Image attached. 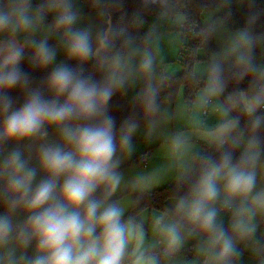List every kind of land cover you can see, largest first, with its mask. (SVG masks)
<instances>
[{"label":"clouds","instance_id":"obj_1","mask_svg":"<svg viewBox=\"0 0 264 264\" xmlns=\"http://www.w3.org/2000/svg\"><path fill=\"white\" fill-rule=\"evenodd\" d=\"M232 2L139 0L114 23L123 0H0V264H264V10L232 28ZM162 23L195 62L160 58ZM138 136L161 164L129 163Z\"/></svg>","mask_w":264,"mask_h":264},{"label":"trees","instance_id":"obj_2","mask_svg":"<svg viewBox=\"0 0 264 264\" xmlns=\"http://www.w3.org/2000/svg\"><path fill=\"white\" fill-rule=\"evenodd\" d=\"M247 1L250 2H255L257 5L261 7L262 10H264V5H262V1L264 0H242V3H237V4H231L230 5V10H233L237 14L238 23H236L232 28H239L243 26L245 23V20L248 16V12L246 9V3ZM199 5H200V0H189L188 8L190 11L193 12L194 15H199ZM139 7V0H123V5L120 9L119 12H117L113 16V22H117L123 18L124 20H127ZM89 9L86 8V11ZM146 21L149 23L152 20V16L148 15L145 17ZM260 26L257 25L255 31L256 32H261L264 31V17H262L261 21L259 22ZM140 32H143V29L140 30ZM182 47L187 46V53L186 56L180 58V62L182 64V67L186 63H191L195 62L198 59V53L196 55H193V46L196 44V41H194L193 38L190 36L188 37L187 35L182 36ZM186 38V39H184ZM181 47V48H182ZM212 47H215V43H213ZM181 54H182V49H181ZM183 55V54H182ZM74 63V62H73ZM22 68L24 71L28 72L31 77L34 80H39L42 77L47 75V72L51 70V68L44 70V71H39V70H33L25 60L22 64ZM85 71L86 73L91 71V63L85 65ZM14 99L20 95L19 90H12L9 93ZM179 93H177L175 98L169 99L168 95L166 94L164 97V100L167 99L170 102H174L176 98L178 97ZM163 100V101H164ZM22 102V98L20 101H17L16 106H19V103ZM132 110V105L131 101L126 98V96H121L120 94H117L113 97L112 101L110 102V113L116 118L117 121V126H119L120 121ZM138 158V157H137ZM137 158H134L132 161L129 163L131 164L132 162L136 161ZM168 196V187H162L156 190L152 200L149 202L148 205V210L151 211L153 207L159 208L161 207Z\"/></svg>","mask_w":264,"mask_h":264},{"label":"crops","instance_id":"obj_3","mask_svg":"<svg viewBox=\"0 0 264 264\" xmlns=\"http://www.w3.org/2000/svg\"><path fill=\"white\" fill-rule=\"evenodd\" d=\"M86 8L87 7H85V9ZM180 44H182V38L180 39ZM178 46H179L178 41L173 43L172 48L168 49V53H170V54H168L167 58L163 59L167 62V65L170 68H175V69H181L182 68V64L180 61H178L179 64L172 62L176 57V53H177L178 48H179ZM201 54L202 53H198V56ZM168 62H170V63H168ZM126 98L131 101L130 95H127ZM166 101H167V103H166ZM163 103H164V106L169 109V111H172L173 106L178 105L180 103V98L177 97L174 102H170L166 99L163 101ZM181 123H183V116L181 114L177 113L176 119L174 121H172L171 124L165 123V125L163 126V130H164L165 134L167 133L169 128H174V127L180 125ZM134 142L137 145V151H136L134 157L132 158V160L134 158H137V157L138 158L136 159V161H134L132 163H139L138 162L139 156H141L143 154H148L150 157V159L147 160V163L144 167H149V166L154 167V166H157V165L162 163L163 151H162V149L159 148L158 142H153V143L149 144L148 142L144 141L142 137H139V136L137 138H135ZM162 187H167V186H161L160 188H162Z\"/></svg>","mask_w":264,"mask_h":264},{"label":"rangeland","instance_id":"obj_4","mask_svg":"<svg viewBox=\"0 0 264 264\" xmlns=\"http://www.w3.org/2000/svg\"><path fill=\"white\" fill-rule=\"evenodd\" d=\"M232 3L233 4L242 3V0H233ZM262 5H264V1H262ZM84 11L87 12L86 9H84ZM259 24L260 23H258V25ZM159 31L161 33V36H160V39H159V49H160L159 56H160V58L161 59L167 58L168 54H170V53H168V49H171L173 43L178 41V43H179L178 47L179 48H178V51L176 53L175 59L172 61L173 63H178V61H180V58L184 57V55L181 54V49H182L181 45L182 44H180V39L183 38V37L179 36L177 34V32L173 30V26L171 25V23H162L160 25ZM184 39H186V38H184ZM168 63H170V62H168ZM178 97L180 98V95H178ZM166 103H167V101H166Z\"/></svg>","mask_w":264,"mask_h":264},{"label":"built area","instance_id":"obj_5","mask_svg":"<svg viewBox=\"0 0 264 264\" xmlns=\"http://www.w3.org/2000/svg\"><path fill=\"white\" fill-rule=\"evenodd\" d=\"M246 9H247V12H248V15L251 11H254V10H262L261 7L259 5H257L255 2H250V1H247L246 3ZM231 11V17H230V24H231V27L234 26L236 23H238V18H237V14L235 11L233 10H230ZM185 35H187L188 37L190 36L191 38H193L191 36L190 33H185ZM187 46H183L182 47V54L184 56H186V53H187ZM142 156V155H141ZM141 156H139V159H138V162L139 163H142L143 166L146 165L147 161H143L141 162Z\"/></svg>","mask_w":264,"mask_h":264}]
</instances>
